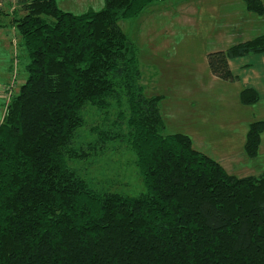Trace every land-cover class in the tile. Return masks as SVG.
<instances>
[{
	"label": "trees",
	"instance_id": "1",
	"mask_svg": "<svg viewBox=\"0 0 264 264\" xmlns=\"http://www.w3.org/2000/svg\"><path fill=\"white\" fill-rule=\"evenodd\" d=\"M160 1L104 0L74 14L57 0H19L28 76L0 123V264H264V174L231 175L190 136L165 135L162 96L145 94L139 49L119 23ZM244 1L264 15L262 0ZM263 53L264 34L208 65L234 83L230 61ZM240 96L260 101L251 88ZM89 107L102 117L86 145H128L144 193L98 190L70 166L89 155L79 144ZM263 134L264 121L250 125V158Z\"/></svg>",
	"mask_w": 264,
	"mask_h": 264
},
{
	"label": "rangeland",
	"instance_id": "2",
	"mask_svg": "<svg viewBox=\"0 0 264 264\" xmlns=\"http://www.w3.org/2000/svg\"><path fill=\"white\" fill-rule=\"evenodd\" d=\"M221 1L161 0L139 17L119 25L139 49L146 96H162L164 134L190 136L196 150L216 159L231 175L258 176L264 172V139L256 158L246 154L245 143L250 125L264 121V96L256 105H244L240 95L249 86L244 72H236L241 76L238 82L218 79L209 68L208 57L264 33V17L250 14L244 0ZM57 2L62 10L74 14L104 7V0ZM2 8L0 123L10 98L19 93L27 79L29 62L15 24V18L23 17L25 11L19 0H2ZM250 16L259 20L260 26L230 34L238 22L230 24L229 19L243 21ZM249 26L244 23V27ZM243 63L254 64L252 72L260 70L253 56ZM237 65L240 63L232 64L233 70ZM101 117L95 109H86V126L80 130L79 144H85L89 155L85 161L72 162L70 166L79 169L98 190L131 197L144 193L137 159L128 145H86L96 139L90 128L98 125Z\"/></svg>",
	"mask_w": 264,
	"mask_h": 264
},
{
	"label": "crops",
	"instance_id": "3",
	"mask_svg": "<svg viewBox=\"0 0 264 264\" xmlns=\"http://www.w3.org/2000/svg\"><path fill=\"white\" fill-rule=\"evenodd\" d=\"M225 1L222 0L221 2H225ZM241 1H243V0H241ZM262 1L264 3V0H262ZM251 13L252 12H250V14ZM252 14H254V13H252ZM255 15H257V14H255ZM257 16H259V15H257ZM259 17H264V15L259 16ZM229 22H230V24L238 22L237 25H234L232 27V29L230 30V34H233V33H236V32L242 31V30L247 32V30L248 29H252V27L260 26V24H259L260 21L259 20H255L254 16H250V18H246L243 21H238L235 18H233V19H229ZM244 23L246 25H250V26L249 27H244ZM262 34H264V33H261L260 35H262ZM251 56L255 57L256 62L259 64V66H260V70L259 71L252 72L251 69L254 67V64H252V63L251 64L250 63H248V64L247 63H243V62L246 61V59L249 56L230 61V67H231L233 73L235 75H237L239 77V79L241 78V76L238 73H236V72H239L238 70L243 71L244 72L243 74H245L244 76L246 77L247 84H249V86H247L246 88H251V89L256 90L258 92V94L260 95V99H262V97L264 96V53L263 54H259V55H251ZM233 63H240V65H237L236 68L233 70V68H232V64ZM247 71H249V72H247ZM263 139H264V134L262 135V143H263ZM262 174H264V172ZM252 176H255V175H252Z\"/></svg>",
	"mask_w": 264,
	"mask_h": 264
}]
</instances>
